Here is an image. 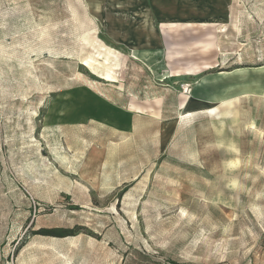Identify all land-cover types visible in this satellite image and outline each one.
Here are the masks:
<instances>
[{
  "label": "rangeland",
  "instance_id": "obj_1",
  "mask_svg": "<svg viewBox=\"0 0 264 264\" xmlns=\"http://www.w3.org/2000/svg\"><path fill=\"white\" fill-rule=\"evenodd\" d=\"M133 7L0 0V264H264V0H234L231 22L146 33L127 31L140 18ZM138 52L160 75L180 71L174 87L188 100L210 95L201 139L161 151L157 139H112L91 116L88 139L64 125L102 98L116 112L129 74L149 87L143 68L129 71ZM87 57L102 66L89 70ZM106 67L113 80L102 79ZM219 72L232 73L208 78ZM195 119H180L181 131L194 136ZM211 124L215 134L204 132ZM77 226L67 238L33 234Z\"/></svg>",
  "mask_w": 264,
  "mask_h": 264
},
{
  "label": "crops",
  "instance_id": "obj_2",
  "mask_svg": "<svg viewBox=\"0 0 264 264\" xmlns=\"http://www.w3.org/2000/svg\"><path fill=\"white\" fill-rule=\"evenodd\" d=\"M135 4L133 7V15L140 17L136 21L138 23L129 26L127 31L131 32L141 30L144 33L154 32L157 30L158 25L169 26V25H180L182 28L186 26L194 25L195 23H214L222 24L224 21H232L233 11L232 2L234 0H127ZM184 26V27H183ZM155 28V29H154ZM181 30V29H176ZM138 32V31H137ZM130 37V36H129ZM130 40V39H129ZM131 41V40H130ZM112 42V41H111ZM162 45V41L160 42ZM165 44V50H168V41H163ZM111 46L122 48L121 46L115 45L112 42ZM126 48V44L123 43ZM146 46V45H144ZM164 47V46H163ZM167 53L166 51H161ZM138 59H128L127 63L130 65L129 71L133 72L134 69L142 71L143 68L148 73L149 79H144L143 82L147 83L149 87L141 88L136 83V76L129 74V77L122 82V89L117 91V94L125 100L124 103L118 104L121 108H118L116 112H110L107 104L111 102L112 97L98 101L93 105V112L96 115H90L84 110H80L76 116V121H66L64 125L76 127L75 130L78 136H74L75 139H88L87 133L83 130V127L87 126L89 116L95 119H101L99 121L104 122V127L114 129L117 135H114L112 139H147L150 146L151 139H157L158 145L161 151H164L169 145H173L175 139H201L200 123L204 122L198 119L200 114H208L211 119V114L204 110H198L191 107V113H186L187 104L190 100L185 98L184 95L175 89L174 84H183V76H180V71H176L173 74L163 73L160 75L158 70V62L149 61L145 63L148 55L146 53L138 52L134 54ZM145 59H141V58ZM169 60V59H167ZM206 69H211V67ZM200 68L195 70L189 69L188 74H196L200 72ZM238 71V70H236ZM243 72V70H239ZM128 73V72H127ZM232 72H219L217 74H210L209 79L216 77H224ZM162 77L159 79L156 75ZM158 81H161L159 83ZM151 82L155 83V87H151ZM207 88V87H204ZM194 100L198 103L203 102L205 106L209 104L208 97H199L198 95H191ZM169 97V98H167ZM170 97H173L172 99ZM111 98V99H110ZM200 104V103H199ZM107 111V113L102 112ZM198 111V112H197ZM201 111V112H200ZM122 112V113H121ZM182 112V113H181ZM193 112V113H192ZM123 115L124 117L119 118L116 116ZM210 114V115H209ZM196 118L191 121L196 129L195 135L192 136L189 130V136L187 131H181L180 119L184 117ZM127 118V119H124ZM206 121V120H205ZM208 122V121H206ZM68 124V125H67ZM108 124V125H106ZM191 127L189 126L188 129ZM204 132L208 134H215L216 127L209 125L204 126ZM187 129V130H188ZM71 131V130H70ZM71 138V137H69ZM110 139V138H109ZM151 160V159H150ZM164 155L157 159L156 168H161L163 162H165ZM177 161H175L176 163ZM152 162L148 165H142L141 170L133 176L134 180L139 181L145 174L146 169L151 166ZM182 166V165H181Z\"/></svg>",
  "mask_w": 264,
  "mask_h": 264
},
{
  "label": "bare ground",
  "instance_id": "obj_3",
  "mask_svg": "<svg viewBox=\"0 0 264 264\" xmlns=\"http://www.w3.org/2000/svg\"><path fill=\"white\" fill-rule=\"evenodd\" d=\"M97 7V6H96ZM110 54V52H109ZM112 54V53H111ZM110 54V55H111ZM97 57H102V54L101 53H97ZM106 63H109V58L106 57L105 60H104ZM83 65L85 67H87L89 70H95V65H99V66H102V63L97 60L95 57H87L83 60ZM118 67V66H117ZM207 67H210V66H207ZM113 70L112 68L110 67H106V72L102 74V79H107V80H113ZM236 72H240L239 70L236 71ZM115 81V80H114ZM228 87H231V86H228ZM226 89V88H224ZM245 93V91H243ZM212 97V96H211ZM213 100L217 101V98L216 96L213 97ZM218 100H223V99H218ZM193 105L195 106V108H197L198 110H204L206 109V111L210 112L211 114H213L215 112V108L212 107V108H207L205 105H203L202 103H197V101H194V100H191L190 99V103L187 104V107H186V113H191V107H193ZM198 112V111H197ZM201 112V111H200ZM182 113V112H181ZM193 113V112H192ZM218 132H221V128L217 129ZM231 165V163H229Z\"/></svg>",
  "mask_w": 264,
  "mask_h": 264
},
{
  "label": "trees",
  "instance_id": "obj_4",
  "mask_svg": "<svg viewBox=\"0 0 264 264\" xmlns=\"http://www.w3.org/2000/svg\"><path fill=\"white\" fill-rule=\"evenodd\" d=\"M81 230V227H74L71 229L66 228H44L35 231L34 235H41L46 237H55V238H67L77 235V232Z\"/></svg>",
  "mask_w": 264,
  "mask_h": 264
}]
</instances>
